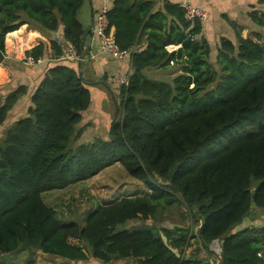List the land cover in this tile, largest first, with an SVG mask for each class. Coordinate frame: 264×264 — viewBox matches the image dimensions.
I'll use <instances>...</instances> for the list:
<instances>
[{
	"label": "trees",
	"instance_id": "16d2710c",
	"mask_svg": "<svg viewBox=\"0 0 264 264\" xmlns=\"http://www.w3.org/2000/svg\"><path fill=\"white\" fill-rule=\"evenodd\" d=\"M83 3L0 0V49L5 51L9 32L28 24L47 35L64 27V40L52 41L53 58L66 54L67 42L82 54ZM251 16L261 28L256 36L244 37L240 28L235 41L222 37L214 60L202 24L187 20L180 5L167 4L164 12L153 0H116L108 10L110 29L131 55V70L127 84L114 83L119 98L108 138L79 142L93 95L72 65L49 66L27 114L14 123L9 113L28 86H0V126L7 125L0 145V256L26 249L75 264L90 258L203 264L186 254L196 238L201 249L221 239L222 264H264V227L233 232L253 202L264 207V10ZM142 42L145 47L134 50ZM47 49L41 42L26 54L37 61ZM115 163L149 191L99 205L84 225L61 220L45 200L46 192L86 181ZM174 206L186 208L184 219L191 215L193 225L202 220L198 231L118 230L130 220H157ZM32 258L26 264H38Z\"/></svg>",
	"mask_w": 264,
	"mask_h": 264
},
{
	"label": "crops",
	"instance_id": "0c3cea01",
	"mask_svg": "<svg viewBox=\"0 0 264 264\" xmlns=\"http://www.w3.org/2000/svg\"><path fill=\"white\" fill-rule=\"evenodd\" d=\"M115 1L116 0H84L78 16L87 34L84 50L83 53L80 54L81 58L79 60L68 59L66 57L67 52L59 59L53 58L52 41L64 40V27H61L57 32L47 35L38 28L24 24L18 30L9 32L6 35V58L0 63V86L10 85L12 88H17L20 85L28 86L26 95L20 98L9 113V119H11L10 123H14L21 116L27 114L31 106V96L44 78L47 69L49 66L56 65L60 61L62 64L72 65L81 71L93 95L91 106L83 113L84 119L80 126L84 127V131L79 142L90 143L98 138H108V131L117 106L116 100L119 98V91L111 78L116 73H128L131 70V55L127 54L121 58H116L105 51L102 48L100 36L94 31V21L101 9L104 7L108 9L112 8ZM153 1L156 11L166 12L167 4H175L182 7V3L184 2L206 9L208 12V19L203 24L202 35L210 43L212 48L211 56L214 60L217 59L218 46L222 37H228L235 41L236 31L240 28L241 34L244 37H255L256 33L261 30L251 16L252 13L258 9L264 10V5L260 3V0ZM168 19L171 23L174 16L169 14ZM110 32L114 37L115 27H111ZM41 42H44L48 47L46 57L41 62L29 63L26 52ZM145 45V42H142V45L135 46L134 50H140L141 46L145 47ZM180 47L181 45H170L168 49L173 50ZM15 62L17 63L15 64ZM101 173L102 172L83 182H88L90 184L91 180L98 177ZM121 198L122 197L118 199ZM105 200V203L111 201L108 198H105ZM105 203L101 201L92 210ZM185 212L188 213L186 208L174 206L165 212H159L157 220L150 218L145 221L149 225L156 226L159 230H162V228L171 229L176 226H191L192 231H198L199 227L202 225V220L200 223L193 225V221L190 219L191 215L184 219ZM135 220H138L139 222H137V224H140L141 219ZM135 220H131V222ZM251 227H264V207H258L257 205L253 206L249 214L236 225L233 232ZM187 233L189 232L187 231ZM192 242L194 247L187 250L186 254L188 256H193L195 259L202 260L203 264H220L221 239L213 241L208 249L199 248L200 244L196 238H193ZM22 253L23 252L20 250L9 253V260L5 259L4 254L1 256L2 258H0V264H26L31 258H24ZM32 259L38 264H75V262L66 258L50 256L43 252H38ZM79 264H139V262L134 258H126L105 263L102 260L90 258L86 262Z\"/></svg>",
	"mask_w": 264,
	"mask_h": 264
},
{
	"label": "rangeland",
	"instance_id": "374dc122",
	"mask_svg": "<svg viewBox=\"0 0 264 264\" xmlns=\"http://www.w3.org/2000/svg\"><path fill=\"white\" fill-rule=\"evenodd\" d=\"M6 128L7 125L0 126V145L4 139L3 135ZM219 147V145L214 146L211 153ZM148 191L145 182L131 176L121 163H115L110 165L108 169L105 168L98 177L91 180L90 184L88 182L77 183L64 189L46 192L44 196L47 203L56 209L61 220H77L84 225L92 209L101 201L105 203V198L114 201L120 197L143 194ZM137 222L139 221L131 222L130 220V222L121 224L118 230L132 232L140 229H157L156 226L149 225L145 220H141L140 224ZM20 251L23 252L24 258L33 257V254L26 249H20ZM0 258L2 257L0 256Z\"/></svg>",
	"mask_w": 264,
	"mask_h": 264
},
{
	"label": "built area",
	"instance_id": "2783aa9c",
	"mask_svg": "<svg viewBox=\"0 0 264 264\" xmlns=\"http://www.w3.org/2000/svg\"><path fill=\"white\" fill-rule=\"evenodd\" d=\"M182 7L185 9V17L187 20L193 21L198 20L203 24L208 19V12L206 9L194 6L190 3L184 2L182 3ZM108 8L101 9L95 17L94 21V31L100 36L102 40V48L109 52L112 56L116 58H121L128 53L126 50H122L119 45L115 42L114 37L110 32V21L108 18ZM68 43V51L66 57L71 60H79L81 58L80 54L77 52L76 48L73 46L71 42ZM42 59H38L37 61L28 57V62L33 64L36 62H41ZM129 74L124 72L116 73L112 76L111 80L115 84L124 85L129 82Z\"/></svg>",
	"mask_w": 264,
	"mask_h": 264
},
{
	"label": "water",
	"instance_id": "95a60500",
	"mask_svg": "<svg viewBox=\"0 0 264 264\" xmlns=\"http://www.w3.org/2000/svg\"><path fill=\"white\" fill-rule=\"evenodd\" d=\"M6 58V54L5 51H3L2 49H0V63H2ZM253 196H255V193L253 194ZM256 205V202H253V206ZM187 233V232H186ZM165 243L178 255L180 256V252H178L177 250H175L172 246L169 245V241L167 239V237L165 235H162ZM5 259H10V257L8 256V254H5ZM220 264H222V261L220 260Z\"/></svg>",
	"mask_w": 264,
	"mask_h": 264
}]
</instances>
